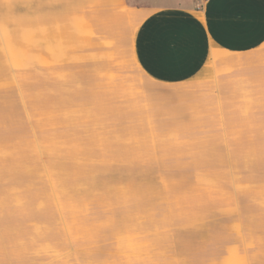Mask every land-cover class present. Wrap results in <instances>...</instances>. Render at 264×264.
Instances as JSON below:
<instances>
[{
  "label": "rangeland",
  "instance_id": "374dc122",
  "mask_svg": "<svg viewBox=\"0 0 264 264\" xmlns=\"http://www.w3.org/2000/svg\"><path fill=\"white\" fill-rule=\"evenodd\" d=\"M0 21V264H209L222 256L208 251L206 208L195 204L194 141L157 123L163 95L149 83L135 92L136 71H103L97 90L98 71H18L15 91L1 73L30 69L32 47L20 42L13 7L0 9Z\"/></svg>",
  "mask_w": 264,
  "mask_h": 264
},
{
  "label": "crops",
  "instance_id": "0c3cea01",
  "mask_svg": "<svg viewBox=\"0 0 264 264\" xmlns=\"http://www.w3.org/2000/svg\"><path fill=\"white\" fill-rule=\"evenodd\" d=\"M11 1L0 0V9L13 7L32 66L1 73L10 86L22 91L18 71H98L97 90L103 71H136L135 92L147 93L149 83L163 95L157 123L176 128L173 139L194 141L195 204L206 208L208 251L224 253L209 264H264V0L200 8L196 0ZM58 90L48 89L50 100ZM72 110L62 115L66 125Z\"/></svg>",
  "mask_w": 264,
  "mask_h": 264
},
{
  "label": "built area",
  "instance_id": "2783aa9c",
  "mask_svg": "<svg viewBox=\"0 0 264 264\" xmlns=\"http://www.w3.org/2000/svg\"><path fill=\"white\" fill-rule=\"evenodd\" d=\"M208 0H196V6L198 8L202 7V5H204V3H206Z\"/></svg>",
  "mask_w": 264,
  "mask_h": 264
}]
</instances>
